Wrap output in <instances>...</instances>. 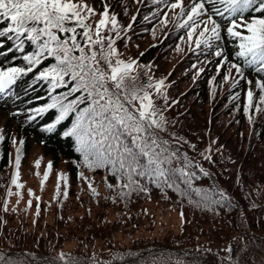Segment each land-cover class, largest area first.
Listing matches in <instances>:
<instances>
[{
    "label": "trees",
    "instance_id": "1",
    "mask_svg": "<svg viewBox=\"0 0 264 264\" xmlns=\"http://www.w3.org/2000/svg\"><path fill=\"white\" fill-rule=\"evenodd\" d=\"M75 1L82 4L85 0ZM183 1L182 8L164 12L162 6L169 4L167 0H143L140 10H146L148 16H139L129 31L131 36L125 33L114 41L111 48L116 52L110 57L111 63L114 57L134 62L129 56L123 57L126 55L120 51L121 45L128 40L138 46V41L154 28L165 29L163 25L171 14L173 22L165 40L158 37L147 48H140L134 56L140 61L133 63L129 72L137 77L135 87L146 89L159 108L156 119L162 116L165 121L166 126L158 131L161 141H167V155L177 152V158L163 167L184 168L191 174L185 177L171 173L169 183L175 185L171 188L157 187L145 177L134 176L146 190L121 195L130 191L122 187L126 177L114 176L109 168H88L77 150L76 138L63 135L75 123V114L51 131L48 125L55 123L58 108L28 119L34 115L31 109L51 103V97L67 92L78 81L66 76L70 81L67 87L53 91L51 77H39L41 71L58 63L47 52L40 65H32V71H27L29 61L24 57L38 51V45L48 37L41 36L40 42L28 39L32 33H21L19 39L15 33H9L11 39L0 37V67L25 68L7 95L0 93V135L4 137L0 141V264H264V101L260 100L264 91L257 86L264 82V71H258L259 63L249 66L236 54L238 46L227 41L230 35L226 24L220 28L219 41L211 32L205 35L211 38V49L204 44L194 47L197 39L206 38H189L180 27L187 16V5H191L190 0ZM110 3L122 23L126 22L125 2ZM259 16L250 10L242 20L237 17L238 24L251 23ZM8 25L11 21L0 17V27ZM32 26L43 28L44 22L27 25ZM65 26L73 27L75 22L68 21ZM238 29L242 35H249L246 28ZM85 30L77 28V40L86 53L97 51L99 64L92 63L104 68L107 78L111 69L101 58L100 46L90 45L83 38ZM52 31L61 39L71 36ZM100 33L105 38L103 51H108V38L113 40L114 36L112 32ZM90 34L96 39L94 29ZM50 47H55V42ZM176 48L182 51L179 64L167 71L162 57ZM216 51L222 56H216ZM71 54L79 56V49ZM233 64H238L241 72ZM196 72L199 74L193 76ZM161 74L169 80L166 78V88L159 86L157 90ZM108 86L112 88L114 83L109 80ZM248 91L253 92L251 107ZM18 154L19 169L15 164ZM25 164L26 175H33L35 185L21 178L19 170ZM185 179H190L192 189L200 191H187ZM182 191L187 194L181 195ZM171 210L181 219L170 224L178 226H166L168 230L160 219L168 225L166 216Z\"/></svg>",
    "mask_w": 264,
    "mask_h": 264
},
{
    "label": "snow or ice",
    "instance_id": "2",
    "mask_svg": "<svg viewBox=\"0 0 264 264\" xmlns=\"http://www.w3.org/2000/svg\"><path fill=\"white\" fill-rule=\"evenodd\" d=\"M217 2L218 0H199L191 5L187 20L180 25L187 31L189 38L199 28L201 16L209 11L205 8L206 3L212 6V13L224 16V12L216 7ZM219 2L225 4L224 11L233 17L230 21L232 26L227 29L228 35L241 39L239 45L241 51L236 54L243 57L244 63L249 66L259 63L258 71H264V0H219ZM172 7H180V4H173ZM85 9L87 13H93V9L88 4H77L72 0H0V17L11 21V25L0 27V37L11 39L9 33H15L17 39L20 38L21 33H32L28 37L31 41H39L41 36L48 37L38 45V51L24 57L29 61L27 71H32V65H40L44 53L47 52V55L54 56L58 63L41 71L39 77L43 80L51 77L50 84L53 91L62 86L67 87L70 81L65 79L66 76H71V81H78L69 87L67 92L51 97V103L31 109L34 115H30L28 119L34 120L49 109L58 108L59 114L55 123L48 125V130L51 131L61 121L75 114V123L63 135L76 138L79 145L77 150L82 153L83 162L88 168H109L114 176L126 177L127 183H124L122 187L130 191L122 192L121 195H130L131 191L137 189L146 190L138 179H134V176L145 177L157 187H174V183H169L171 173H179L185 177H190L191 174L186 173L184 168L163 167L165 163L171 164L172 160L177 158V152H172L171 156L167 155V141L160 139L158 130L166 125L162 116L156 119L159 108L154 104L146 89L135 87L134 80L137 77L129 75L134 62L126 63L123 60H117L115 66L112 65L110 57L115 54L116 50L111 48L114 41L110 37L108 38L109 50L103 51L105 38L100 35V30L109 24L108 11H103V18L99 20L96 28V39H93L90 34L91 25L85 23L86 16L82 15ZM250 10L260 14L259 18L252 19L251 23L237 24L236 17L242 20L244 13ZM181 15H184L183 9ZM40 21L44 22L43 28L27 27L29 22ZM68 21H74L75 26L66 27L65 24ZM209 21L212 24L210 31L213 38L219 41L221 24L211 16H209ZM116 23V18L113 16L111 18L113 29ZM204 23L205 27L199 32L200 36H204L209 31L206 26L207 22ZM77 28L86 29L82 35L88 44L100 46L101 58L111 69V74L107 78L104 68L96 67L92 63L99 64L97 51L92 50L90 54L86 53L85 48L78 42ZM237 28H246L249 35H242L236 30ZM52 29L71 33V36L61 39ZM53 42H55V47H50ZM70 43L71 46H69ZM201 44L211 49V38L197 39L196 47L200 48ZM2 45L3 41L0 40V47ZM75 49H79V56L71 54ZM215 55L220 57L222 52L216 51ZM221 66L218 65V67ZM232 67L237 72H241L238 64H233ZM23 73H25V68L8 67L5 70L0 67V93L7 95ZM109 80L114 83V87L108 86ZM162 83L161 81L160 84ZM159 86L157 85V90ZM257 86L264 91V82L258 83ZM148 87H151V84ZM141 91L143 95L139 94ZM76 93L80 95H74ZM69 96H74V98L68 99ZM247 97L251 107L253 92L248 91ZM65 100L67 103H64ZM137 100L140 104L138 108L134 103ZM260 100L264 101V96H260ZM80 104H86V106L81 108ZM3 139L4 137L0 135V141ZM17 152L19 153V149ZM15 164L19 169V154L16 156ZM49 169H51V164H49ZM80 176L83 177L82 172ZM46 179L47 174H45ZM84 179L88 178L84 177ZM183 182L188 185L187 191H200L191 188L190 179H185ZM13 183H16V180H13ZM109 187L111 188L112 185L110 184ZM187 191H182L181 195L187 194ZM92 192L96 193V189L93 188ZM57 195H60L59 190ZM63 195L67 196V193ZM216 202L219 203V201Z\"/></svg>",
    "mask_w": 264,
    "mask_h": 264
},
{
    "label": "rangeland",
    "instance_id": "3",
    "mask_svg": "<svg viewBox=\"0 0 264 264\" xmlns=\"http://www.w3.org/2000/svg\"><path fill=\"white\" fill-rule=\"evenodd\" d=\"M72 1H74V0H72ZM90 1H92V0H85L84 3H82V4H88V6H91V8H92V4H89ZM110 1H112V0H110ZM123 2H125V4H126V9L127 10H130V11H127V12H125L123 14L126 17V20H128L129 17L131 18L133 16V11L135 10V7L139 5V1L138 0H132V1H130V0H123ZM120 3H122V2H120ZM117 4H119V3H117ZM116 6L117 5H115V3H114V9L115 10L117 9ZM110 10H111V17L114 16L115 18H117L116 14L113 11V5H111ZM207 15H208V13H205V14H203V17L206 18ZM138 19H139L138 17L135 18V22H137ZM135 22H132V21L129 22L128 21V23L126 22L125 24H119V27H121V30L119 31V33H122L124 30H126L127 27H129V24H131L132 26H134L136 24ZM158 25L159 26H162V24H158ZM163 27L165 28L163 30H159L158 28H154L152 32L148 33L145 36L144 40H139L138 41L139 42V45L138 46L137 45H134L133 42L131 43V42H128V40L127 41L125 40V43H123L121 45L122 49H121V47L119 48L120 51L123 52V53H125L126 56H129L130 58L133 59L134 56L138 55L136 53L138 52V50H140V48H143V49L147 48L149 44H151V43H153L155 41H158V37H160V40L161 41L165 40L166 35H164V34H167L166 33V30L169 29V28H166V25H163ZM126 34H127V36H131L133 33H130V32L127 31ZM162 35H164V36H162ZM166 43L167 42H164L163 45L165 46ZM159 46L160 45H157L156 49H158ZM181 54H182L181 49H179V48L177 49L176 48L175 50L171 51V53H169L167 56H163L162 57V61L167 62V64H165V70H167V71L169 70L170 71L171 68H173L174 66H178V64H179V58H180ZM135 58L137 59V57H135ZM136 61H140V60H136ZM198 67H200V65H198L197 68ZM197 74H199V73L196 72L193 76H197ZM161 75H162V77H161L160 80L163 83L160 84V82H159V85L160 86H165V88H166L167 87V84H168L166 78L169 80V77H166L163 74H161ZM0 118H3V116L1 114H0ZM27 166H28V164H25L23 167H20V170H19L20 171V174H23L21 176V178H23V179L26 178V180H28V182L30 184L35 185L36 184V180L34 182H32L33 175H31V174H27L26 175V169H27L26 167ZM22 169H23V172H22ZM14 171H17V169H15ZM13 173L14 174H17V172H13ZM37 183H39V186L38 187L40 188L41 187L40 186V183H42V180L40 179ZM50 189H51V186L48 185V191ZM171 212L172 213L169 212L168 215L166 216V219L169 218L168 219V225L165 223V221L163 219H160V222H163L164 223L163 224L164 225L163 228H166L168 230H170V229L167 228L166 226H168L170 228H173V226H178L179 224L178 225H170V224L178 223V222H180V219H181L180 216L178 215L177 211L171 210ZM215 247L218 250H221L220 245H215Z\"/></svg>",
    "mask_w": 264,
    "mask_h": 264
}]
</instances>
